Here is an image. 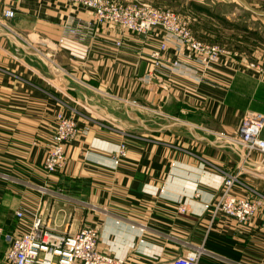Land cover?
Masks as SVG:
<instances>
[{"label":"crops","instance_id":"0c3cea01","mask_svg":"<svg viewBox=\"0 0 264 264\" xmlns=\"http://www.w3.org/2000/svg\"><path fill=\"white\" fill-rule=\"evenodd\" d=\"M119 1L180 4L197 39L236 56L204 68L171 41L162 61L181 65L156 68L150 55L166 40L161 28L143 35L96 25L91 10L66 0H0V262L4 235H19L38 214L59 233L97 228L98 249L126 264L167 262L196 247L206 250L199 264H264V208L247 224L212 221L206 208L226 175L239 181L233 193L264 195V156L230 141L247 114H264V75L249 67L264 61L245 55L253 37L264 38V0ZM70 19L84 27L58 44ZM32 39L52 62L30 52ZM39 60L54 89L31 64ZM62 110L89 131L66 145L64 168L47 175L42 160ZM123 142L127 157L118 158Z\"/></svg>","mask_w":264,"mask_h":264},{"label":"built area","instance_id":"2783aa9c","mask_svg":"<svg viewBox=\"0 0 264 264\" xmlns=\"http://www.w3.org/2000/svg\"><path fill=\"white\" fill-rule=\"evenodd\" d=\"M74 6H81L91 10L94 14V24L118 25L129 32L147 35L155 28H161L166 40L150 55L156 68H167L172 71L179 68L181 62L174 60L169 63L162 61V54L167 49V42H173L179 50L186 51L194 61L204 68L219 63L230 55L227 50L201 42L194 37L189 23L179 15L155 9L148 5H124L117 0H66ZM6 18H14L15 12L4 10ZM74 23L70 19L59 44L65 41L67 35L79 36L84 23ZM120 47L121 43L118 42ZM236 56V55H235ZM234 57V56H233ZM249 67L264 75V64L250 63ZM153 78H148L151 82ZM64 110L56 113L53 134L46 147L42 167L47 175L60 172L67 162L66 145L73 142L79 134L89 131L88 124L79 126L74 114L67 115ZM264 114L250 113L241 121L237 138L230 141L242 147L247 155L258 152L264 156ZM118 158L127 157V146L121 143L116 153ZM238 179L233 175H226L220 194L206 206L211 212L212 221L216 218H229L239 224L249 223L263 208L264 195L253 190L248 195L233 193ZM41 193L47 192L44 186L36 187ZM181 213L187 212L184 203L178 206ZM16 218L22 220L24 212L17 210ZM4 239L8 248L0 264H126L122 258L107 255L98 249L99 232L94 227H83L76 233H59L51 229L41 215H34L30 225L19 234L6 233ZM206 250L196 247L167 262H151L149 264H199L200 258Z\"/></svg>","mask_w":264,"mask_h":264},{"label":"rangeland","instance_id":"374dc122","mask_svg":"<svg viewBox=\"0 0 264 264\" xmlns=\"http://www.w3.org/2000/svg\"><path fill=\"white\" fill-rule=\"evenodd\" d=\"M118 2H120V3H122V4H124V5H140V4H143V5H148V6H151V7H153V8H155V9H159V10H164V11H169V12H173V13H175V14H177V15H179L180 17H182L183 19H185L188 23H189V26H190V28H191V31H192V33L194 32L193 31V28H192V23H193V20L190 18V17H188L187 15H185L186 13H184L183 11H182V8H181V6H180V4H176V5H174V4H170L169 6H166V5H158V4H156V5H154V4H152V3H141V2H128V3H125V1L124 2H121V1H119V0H117ZM225 26H228V24H225ZM194 35V34H193ZM195 37V36H194ZM196 38V37H195ZM253 39H254V41H253V44H254V46H252L253 47V49H252V51H258V50H261L260 52H257V53H252V51L250 52V54H245V55H247V56H249L251 59L252 58H254V59H257V58H260L261 60H263L264 61V38H262V37H258V36H256V37H253ZM33 40V39H32ZM198 40H200V39H198ZM201 42H204V43H207V44H211V45H217V46H219V47H221V48H223V49H225V50H227V52H229L230 53V55H232V57L233 56H235V53H232V52H230L226 47H224V45H220V44H214V43H209V42H205V41H202V40H200ZM25 43V42H24ZM58 44H59V41H58ZM24 45H26L27 46V48L30 50V52L31 53H34V55L35 56H39V57H45V58H50V59H52V54L51 53H49V52H47L46 51V49L45 48H41L39 45H38V43H37V41L34 39L33 41H27ZM50 59H48V60H50ZM51 61V60H50ZM39 62L41 63L40 65L38 64V63H31L32 65H34L35 66V70L36 71H40V73H39V75H42L43 77H44V79H43V83L44 84H46L47 86H45V88L47 89V88H49L48 90H51V89H54L53 88V86L52 85H50L49 83L51 82V81H53L54 79H52V77H51V74H50V70H49V68H48V66H47V64L45 63V61L44 60H39ZM52 62V61H51ZM52 70L53 71H56V72H61L62 70H61V68L59 67V66H57V65H53L52 66ZM37 72H35L34 74L32 73L31 75H33L35 78H36V76H37V74H36ZM42 77V78H43ZM63 80H65L64 82V85L65 86H67V87H74V85L72 84V83H68V79H63ZM75 88V87H74ZM52 92H54V91H50V95H53V96H55ZM69 92V91H68ZM71 92V91H70ZM55 94H56V92H54ZM56 97V96H55ZM86 103H88V104H90V105H92V107H98V108H100V105H99V103H96V104H91V102H89V101H85ZM66 104L65 105H62L63 107L62 108H64V109H67L68 107H72V105L71 104H69V103H67V102H65ZM67 115H70V113H68ZM76 119V118H75ZM162 119V118H161ZM77 120V119H76ZM77 122H78V120H77ZM181 122V121H180ZM78 124H79V122H78ZM79 126L82 128L83 126H85V123L84 124H82V125H80L79 124ZM124 143V142H123ZM49 144V143H48ZM47 144V145H48ZM126 144V143H125ZM127 146V145H126ZM258 153V152H257ZM241 172V169H239V171H238V173H240ZM237 185H239V184H237ZM82 205H84L83 204V202H82Z\"/></svg>","mask_w":264,"mask_h":264}]
</instances>
